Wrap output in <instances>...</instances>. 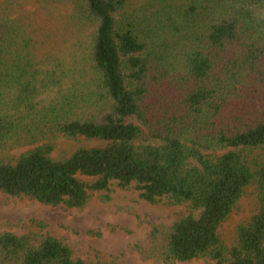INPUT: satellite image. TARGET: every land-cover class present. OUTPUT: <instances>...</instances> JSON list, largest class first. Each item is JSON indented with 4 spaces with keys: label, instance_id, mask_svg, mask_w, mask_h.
Returning a JSON list of instances; mask_svg holds the SVG:
<instances>
[{
    "label": "trees",
    "instance_id": "trees-1",
    "mask_svg": "<svg viewBox=\"0 0 264 264\" xmlns=\"http://www.w3.org/2000/svg\"><path fill=\"white\" fill-rule=\"evenodd\" d=\"M78 1L95 32L67 91L73 72L37 69L0 22V193L83 209L93 193L136 187L150 204L188 207L167 263L264 264V0H188L152 24L123 19L129 0ZM81 140L100 145L55 158ZM251 187L260 210L229 248L221 229ZM0 264L85 263L50 235L5 233Z\"/></svg>",
    "mask_w": 264,
    "mask_h": 264
},
{
    "label": "rangeland",
    "instance_id": "rangeland-1",
    "mask_svg": "<svg viewBox=\"0 0 264 264\" xmlns=\"http://www.w3.org/2000/svg\"><path fill=\"white\" fill-rule=\"evenodd\" d=\"M187 1L129 0L122 17L152 24L158 21L159 13L182 7ZM79 5L78 0H0V22L15 25L19 35L21 49L13 52L29 55L33 63L40 64L37 69L62 63L73 72L71 79L77 78L67 80L64 91L79 81L84 66H76L73 59L87 52L95 32V27L79 20ZM254 15L264 21V8L256 5ZM99 145L86 140L62 141L55 158L68 157L80 147ZM259 210L257 191L251 187L221 229L227 247L235 246L238 228ZM188 214L187 206H173L167 200L157 204L143 201L136 187L123 190L113 185L109 192L93 193L83 209L44 206L0 193V234L29 236L36 242L50 235L68 246L75 260L85 264H173L165 258L168 235L174 223ZM175 264L215 263L194 260Z\"/></svg>",
    "mask_w": 264,
    "mask_h": 264
}]
</instances>
